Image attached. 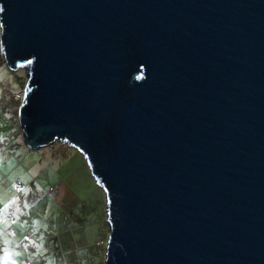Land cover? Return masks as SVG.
Wrapping results in <instances>:
<instances>
[{"label": "water", "instance_id": "1", "mask_svg": "<svg viewBox=\"0 0 264 264\" xmlns=\"http://www.w3.org/2000/svg\"><path fill=\"white\" fill-rule=\"evenodd\" d=\"M0 7L25 145L87 161L105 264H264V0Z\"/></svg>", "mask_w": 264, "mask_h": 264}, {"label": "rangeland", "instance_id": "2", "mask_svg": "<svg viewBox=\"0 0 264 264\" xmlns=\"http://www.w3.org/2000/svg\"><path fill=\"white\" fill-rule=\"evenodd\" d=\"M0 39H1V27H0ZM29 78L28 67H22L18 70H10L3 58L1 51L0 40V151L1 160H8L13 153L22 152L21 148L27 149L26 145L21 144L20 137V110L22 107L24 92L26 90L27 82ZM22 133V131H21ZM56 144H60L58 151L64 150L63 153H67L64 146L70 148L69 145L62 144L60 142L53 143V149L56 148ZM51 145V146H52ZM73 149V148H72ZM28 150V149H27ZM75 150V149H74ZM43 151V150H42ZM50 151V150H49ZM26 152V150L24 151ZM30 153V151L28 150ZM23 155L20 157L22 159ZM85 166H88L87 161L84 159ZM16 163V164H15ZM11 165L10 173L17 172L19 181L22 184V188L28 187V185L38 178L40 171H43L48 163L39 164L38 170L33 169L29 165L27 170V162L17 163ZM26 170L24 173L21 171V167ZM82 168L83 165L81 164ZM77 167V162H76ZM89 168V166H88ZM56 169V168H52ZM8 169L4 166H0V175L2 172H6ZM79 172V170H77ZM90 171V169H89ZM26 173V174H25ZM78 182L81 185L85 184V177L82 173H78ZM90 186L92 191L89 192V205L94 208L88 215H83L79 210V216H70L72 208L67 207L68 202H72V197L67 194H62V203H66L65 206L56 207L52 206L46 213L45 209L37 207L34 210V214L29 207H25V218L29 219L31 216L37 222L38 230L36 232L37 239V251L34 257V264H105L106 248L109 238V225L107 222V200L103 188H101L96 179L92 176L90 171ZM3 179H5L3 177ZM12 178L8 180L10 184ZM63 184L66 189L77 195L76 184L77 180L72 177L71 179L65 178ZM2 183H0V187ZM87 186V185H86ZM33 191L35 195L42 194L36 186ZM63 188H52L53 193L59 192ZM103 196V203L95 207L93 204L98 202V198ZM33 195L30 192H26V195H22L24 203L29 202V197ZM78 196H75L76 199ZM55 198V197H54ZM84 198V197H83ZM55 200V199H54ZM100 200V199H99ZM52 201V200H50ZM79 203V200L77 201ZM45 204V203H44ZM75 204L73 205V207ZM85 212L88 213V208L85 207ZM101 217L105 219L101 220ZM80 219H87L79 222ZM77 220V222H76ZM48 244V246H47Z\"/></svg>", "mask_w": 264, "mask_h": 264}, {"label": "crops", "instance_id": "3", "mask_svg": "<svg viewBox=\"0 0 264 264\" xmlns=\"http://www.w3.org/2000/svg\"><path fill=\"white\" fill-rule=\"evenodd\" d=\"M60 146L62 145L56 144L55 149H53V145L43 148L41 153L37 152L35 155H26L25 153L23 159L15 160V162L22 163L28 160L30 162V166H32L35 170H38L39 164L43 162L48 163L47 167L43 171H40V175L36 179V181H38L36 182L33 180L28 185V187L30 188L31 186L35 185L36 189L42 192L45 190L44 188H58L59 186L62 187L63 185V188L59 190L55 197V200L60 202V207L65 206L67 203H62V194H67L68 196L72 197V202L67 203V207L70 206L73 209L72 215L76 213V216H79V210L81 209V213L86 214V212H83L85 211V207H87L91 212V209L93 208L89 205L88 201L89 192L92 191L89 181L91 178L89 168L88 166H85L84 158L78 151L72 149L71 147L67 148L64 146V149H66V152H68L63 153L64 150L58 151ZM81 164L83 165V168ZM52 168L56 169L54 170ZM77 170H79V172ZM78 173L79 175L82 173V175L85 177V183L87 186L83 184L80 187L78 182L79 176H77ZM2 174L5 179H0V183H2V186L0 187V264H34V257L36 256L35 252L37 251L38 246L36 239L38 225H36L37 222L35 220L31 219V221H29V219H26V214L24 212L25 207H29L30 209L33 208V206H31V201L34 198L29 197L28 200L31 203H24V198L22 195H26V192L30 190L24 191L15 187L14 184L12 186L8 183L10 177L12 179L18 178L17 172H12L10 174L7 172H2ZM1 176L2 175H0V178ZM72 177L77 180V195L70 193L63 184V180L65 178L71 179ZM30 189L34 190L35 188ZM75 196L78 197L75 199ZM103 196L104 195L96 200L98 201L95 202L96 207L103 203ZM78 200L79 203L77 202ZM74 204L75 206L73 207ZM11 217H14L15 221H11ZM103 219H105V217H101V220ZM13 230L18 233L16 238L11 236V232ZM28 236L30 237L28 238Z\"/></svg>", "mask_w": 264, "mask_h": 264}, {"label": "trees", "instance_id": "4", "mask_svg": "<svg viewBox=\"0 0 264 264\" xmlns=\"http://www.w3.org/2000/svg\"><path fill=\"white\" fill-rule=\"evenodd\" d=\"M20 137H21V139H20V141H21V144H23L24 146H25V142H24V140H23V138H22V133H21V130H20ZM27 147V146H26ZM22 149V152H16L15 153V151H13V153L11 154V156H10V158L8 159V160H1V158H0V166H4L5 168H7L8 170L6 171L8 174H10V172H11V170H9L10 168H11V165L12 164H14V162H15V160H18V159H20V157L23 155V153H24V155H25V153H26V155L27 154H29V155H35L37 152H39V153H41V151L43 150H39V151H31L28 147H27V149L30 151V153L28 152V150L27 149H24V148H21ZM26 150V152H24ZM0 151H2V147H0ZM24 157V156H23ZM12 159V160H11ZM23 159V158H22ZM10 160V161H9ZM2 161H5V162H2ZM7 161H9V162H7ZM26 162H27V170L25 169V168H23V166L21 167V171L24 173V171L25 172H27L28 170H29V165H28V163H30L28 160H26ZM7 164V165H6ZM26 174V173H25ZM11 178V177H10ZM0 179H3V176H1V178ZM36 181V180H35ZM38 181V180H37ZM36 181V182H37ZM13 184H14V186L15 187H17V188H19V189H22V190H24V191H28V190H30V191H32V192H30V191H28V192H30L33 196V200L31 201L32 202V204H31V206H33V208L31 209V212L34 214V210L37 208V207H40V208H43V209H45V211H46V213L51 209V207L52 206H55V208L56 207H60V202H57V200H54L55 198L54 197H56V195H57V193L58 192H56V193H53L52 191H51V189L52 188H55V187H47V188H44L45 190L44 191H42L41 193V196L39 195V194H37V195H35V192L32 190V189H30L29 187H26V188H22V184H21V182L19 181V178H14V179H12L11 180V182H10V185H12L13 186ZM39 196V197H38ZM50 200H52V201H50ZM89 201V200H88ZM45 203V204H44ZM84 204H85V202H84ZM95 207H96V204L94 203L93 204ZM77 207V206H76ZM75 207V208H76ZM94 209V208H93ZM93 209H91V210H93ZM81 211H82V209H81ZM89 211V210H88ZM83 212H85V211H83ZM89 213H90V211L88 212V213H86V214H83V215H88L89 216ZM75 217H78V216H76V213L75 214H73ZM70 216H72V213H71V215ZM31 219H33V217L31 216V218H29V221H31ZM10 220L11 221H15V218L14 217H11L10 218ZM34 220V219H33ZM85 220H87V219H80L79 220V222H82V221H85ZM76 222H77V220H76ZM37 225V224H36ZM38 227V226H37ZM17 235H18V233L16 232V231H12L11 232V236L13 237V238H16L17 237ZM30 236H28V238H29ZM47 246H48V244H47ZM26 257H28V256H26Z\"/></svg>", "mask_w": 264, "mask_h": 264}, {"label": "clouds", "instance_id": "5", "mask_svg": "<svg viewBox=\"0 0 264 264\" xmlns=\"http://www.w3.org/2000/svg\"><path fill=\"white\" fill-rule=\"evenodd\" d=\"M0 11H2V7H0ZM143 67V66H142ZM135 81L137 82L138 80H141L142 82L146 79V76L145 77H134Z\"/></svg>", "mask_w": 264, "mask_h": 264}]
</instances>
